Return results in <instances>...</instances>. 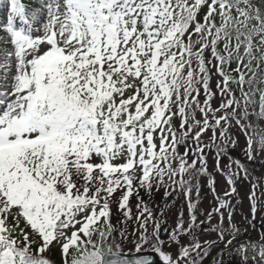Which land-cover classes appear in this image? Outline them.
Returning <instances> with one entry per match:
<instances>
[{
  "label": "snow or ice",
  "instance_id": "obj_1",
  "mask_svg": "<svg viewBox=\"0 0 264 264\" xmlns=\"http://www.w3.org/2000/svg\"><path fill=\"white\" fill-rule=\"evenodd\" d=\"M0 33V264H54L52 248L62 264H205L214 245L213 264H248L246 246L264 264V239L233 244L226 199L249 175L229 155L235 133L247 160L264 154V137L254 149L248 131L257 94L264 118V0H0ZM209 153L230 188L216 196L211 180L216 205L197 222L191 194L199 200ZM161 187L189 208L167 241L168 204L139 196ZM260 187L248 196L253 221Z\"/></svg>",
  "mask_w": 264,
  "mask_h": 264
},
{
  "label": "rangeland",
  "instance_id": "obj_2",
  "mask_svg": "<svg viewBox=\"0 0 264 264\" xmlns=\"http://www.w3.org/2000/svg\"><path fill=\"white\" fill-rule=\"evenodd\" d=\"M0 35H3V33H0ZM34 35H42V33H34ZM0 47H2V45H0ZM211 86L215 91V78L211 82ZM255 98L257 101V104L255 105V113H258L259 94H257ZM200 99L203 100V89H201ZM218 106H219V96L217 95V97L213 101V107H218ZM255 113H253L249 117V123H251L252 127L248 130L249 135L252 137L254 141L253 143L254 149L257 148L259 139L261 137H264V118L258 117ZM217 115H220V113H217ZM197 118L198 119L202 118L199 113H197ZM173 120L175 126L179 128V119L174 117ZM230 132H235V129H230ZM209 135L210 133H205L204 136L202 137V140L207 142V138ZM234 139H236L237 143L236 146L230 150L229 152L230 155L245 160L246 162L251 164L252 167L247 168L249 171L248 179H244L243 174L235 179L236 193H234L230 197H226V199L230 200V206L232 209L231 223L235 224L240 229L237 235H239L243 241H247L248 239H250L251 241L255 242L264 239V222L261 221V215H264V213L258 211L256 214V219L253 221L251 204L248 199V196L252 190L251 185L254 182L259 183L261 185V187L257 190L258 195L260 191H264V154H262L261 158L259 159L249 161L245 158V154H244L245 146H246L245 137L239 132H236ZM180 150L182 152V147ZM190 162L191 160H189V163ZM227 164H228V157H223L220 160V167L224 168ZM197 167H199V163L197 164ZM233 167H235V165H233ZM208 172L210 173V175L201 176L199 180V200L198 201L196 200V196H197L196 188H193L191 194V200L195 203L197 222L205 218L204 216L200 215L201 211H204L206 214L208 210L214 208L216 205V200L213 198L214 194L210 188L211 180L213 178L215 179L216 196L223 197L225 191H228L230 188V186L227 184L225 177L216 170L215 160L212 158V153H209V157H208ZM118 194L119 193H117V195ZM139 196L145 202H147L150 207H154L155 205H160L161 207H164L166 203L168 204V207L165 208V211L168 213V215L166 216L167 223L162 224L161 227L170 225L171 230L176 228L177 217L181 211L184 213L185 221H187L189 218L188 202L186 201L183 193H180L179 196H177L176 193H173L172 195H169L167 196V198H165V188L161 187L159 191H157L154 188L152 190L151 195H148L143 189H140ZM174 196L176 197V199L175 202L173 203L172 201ZM137 199L138 198L134 193L133 197L130 198V202H129L130 206L132 207V212L134 216L137 214V209L135 207L137 203ZM116 207H117L116 204L112 205V209H113L112 222L115 224L117 228H123L125 227L124 224L116 223L117 219H123L122 214L116 213ZM217 223H219V217L216 214H213L211 217L210 224L212 226H215ZM128 224H130L132 227H135V225L132 224L131 221H129ZM228 224H229L228 213L225 212L223 226L226 228ZM252 224L255 225L254 228L252 227ZM186 226L187 225H185V227ZM208 226H209L208 224H205L202 227H208ZM245 228H247V232H245ZM215 238H216L215 232H204L201 236V241L205 239H215ZM181 239L185 240L186 242V237H181ZM219 247L223 248V244H220ZM56 249L60 252L58 248ZM218 252H219V248H217L215 245L212 246V248L209 249V256L206 258L205 264H213V259L217 256ZM258 252H259L258 247L254 252L251 246H247L245 254L249 257L248 264H254V261L252 260V257L254 255L256 256V259L259 260ZM238 258L239 257H236V259Z\"/></svg>",
  "mask_w": 264,
  "mask_h": 264
},
{
  "label": "trees",
  "instance_id": "obj_3",
  "mask_svg": "<svg viewBox=\"0 0 264 264\" xmlns=\"http://www.w3.org/2000/svg\"><path fill=\"white\" fill-rule=\"evenodd\" d=\"M26 2H28V1H26ZM254 63H255V62H254ZM234 66H235V65H233V67H234ZM257 78H258V79H264V65L261 66V70L258 72ZM255 85H256V84H253V86H255ZM263 88H264V83H263ZM233 159H238V160H240L241 163H243V164L245 165V167H249V168L252 167L251 164H249V163H247V162L241 160L240 158L233 157ZM226 237H227V238H231V237H229V236L227 235V233H226ZM241 242H245V243H246V241H243L242 238H240L238 235L236 236V239L233 240V243H236L237 246H240V243H241ZM246 248H247V246H246ZM246 248H245V252H246ZM47 255L49 256V258H50L51 260L54 261V264H62L61 252H59L56 248H52L51 251H50Z\"/></svg>",
  "mask_w": 264,
  "mask_h": 264
},
{
  "label": "water",
  "instance_id": "obj_4",
  "mask_svg": "<svg viewBox=\"0 0 264 264\" xmlns=\"http://www.w3.org/2000/svg\"><path fill=\"white\" fill-rule=\"evenodd\" d=\"M161 238L162 239H166V237L170 234V227H164L162 230H161ZM155 256V254H153ZM157 264H160V262L158 261V258H157Z\"/></svg>",
  "mask_w": 264,
  "mask_h": 264
}]
</instances>
